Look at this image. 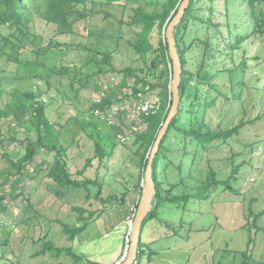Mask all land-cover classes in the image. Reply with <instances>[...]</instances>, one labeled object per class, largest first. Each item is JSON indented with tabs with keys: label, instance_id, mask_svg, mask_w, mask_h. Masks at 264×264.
Instances as JSON below:
<instances>
[{
	"label": "trees",
	"instance_id": "obj_1",
	"mask_svg": "<svg viewBox=\"0 0 264 264\" xmlns=\"http://www.w3.org/2000/svg\"><path fill=\"white\" fill-rule=\"evenodd\" d=\"M183 1L0 0V59L16 65L18 71L27 70L23 76L45 79L51 74L59 77L71 74L69 85L73 92L78 93L89 87L94 78L113 73V75L123 76L121 83L116 86L118 88L127 87L130 77L135 79L131 97H138L140 93L148 95L157 90L160 108L156 114L143 118L146 129L135 135V145L143 151L140 175L132 192L138 197L135 213L139 207L143 191L142 184L145 181L152 150L173 106L171 88L174 69L166 33ZM97 5L121 7L123 14L132 10L131 23L138 25L140 32L135 40L129 42V47L143 67L132 65L123 70H117L113 67L110 52L87 47L80 49V54L86 58L82 67H47L44 61L49 55L60 54L64 49L73 50L74 47L61 44L55 38L45 44L43 36L35 31L37 21L55 26L58 35H71L80 22L92 20L100 13L96 10ZM220 6L223 7L221 12ZM155 32L157 36L154 35ZM174 36L182 64L181 101L178 113L171 121L154 159L156 204L144 222L143 234L146 226L151 222H155L157 229L173 232L170 220L163 217L164 214L168 215L170 209L190 211L191 202L194 201V205L201 206L220 191H223L224 196L230 192L234 198L240 194L235 183L238 182L241 168L246 162L237 164V158L241 155L233 152L229 159V175L221 179L218 170L214 167L216 159H213V151L221 146H231L246 125L254 123L253 121L245 122L246 108L243 94L246 90L256 93L259 88L255 85L259 83V78L252 77L247 80L251 66L245 44L249 42L251 44L255 39H262L264 44V0H191ZM155 38L157 43H154ZM24 51H30L35 56V60L24 59ZM252 59L257 61L260 58ZM3 84L4 79L0 78V98L2 99L5 94ZM96 89L100 90L99 86H96ZM117 95V90H112L102 104L94 102L91 111L93 116L97 110L105 112L116 105H123L125 99L119 100ZM41 97L44 96L40 92L14 89L9 92L10 101L0 104V119L7 123L8 130L13 133V140L16 142L21 137L17 129L26 131L25 139L21 142L22 154L16 153L15 157H11L0 149V156L8 162V166H4V169L0 171V189L9 185L10 196L13 199L23 197L30 207L31 203L25 196L23 182L28 174V168L39 153L45 150L54 154V158L42 172L46 171L47 177L53 183L61 189L71 187L85 189L88 192L91 186H96L99 188L96 198L99 199L103 189L102 182L98 179H79L84 176L93 160L90 159L83 169L75 174L72 173L68 148L61 143L60 126L48 118L46 102L36 101ZM255 97L256 95L253 94V99ZM236 102H240L238 108H236ZM218 109L216 116L211 114ZM239 112H243L239 124L233 125L232 121H228L225 126L219 123L215 126L216 121L223 119L224 116L233 119ZM123 113L125 114L124 111ZM102 123L108 126L107 123ZM89 127L95 131L102 130L94 120L90 122ZM31 129L36 131L35 140L28 135ZM110 129L115 135L114 138L112 137L115 149L116 141H118L117 133L122 131L116 125ZM97 155L101 161L109 157L98 143ZM46 164L42 163L38 172ZM28 178L32 180L34 176L29 175ZM1 208L7 211L8 205H1ZM74 211L78 212V223L83 225L75 227L63 225L62 230L70 241H74L83 234L95 216L91 213L87 217L86 210L82 207L75 206ZM263 215L264 210L258 214L250 211L244 228H247L249 233L254 229L260 230L257 222ZM183 224L180 228H183ZM8 226L10 225L3 227L8 228ZM6 233L9 235L10 232L6 231ZM143 234L139 243L137 264L143 258L146 248ZM8 235L1 243L0 264H4L3 261L7 258ZM173 236H179V233L175 231L172 235L167 234L166 238L171 239ZM155 254L156 252L150 249V260ZM48 255L54 259L67 255L78 263L85 261L87 264H101L77 254L71 247H58L52 241L44 240L41 250L34 256L47 258ZM240 255L243 258V264H248L252 257L250 250L243 251ZM258 264H264V262Z\"/></svg>",
	"mask_w": 264,
	"mask_h": 264
},
{
	"label": "rangeland",
	"instance_id": "obj_2",
	"mask_svg": "<svg viewBox=\"0 0 264 264\" xmlns=\"http://www.w3.org/2000/svg\"><path fill=\"white\" fill-rule=\"evenodd\" d=\"M222 9L220 6V12ZM96 10L100 13L92 20L80 22L71 35H58L55 26L37 21L35 31L43 36L45 44L55 38L61 44L74 47L73 50L64 49L60 54L49 55L44 61L47 67H82L86 58L80 54V49L83 50L84 47L110 52L113 67L117 70L132 65L143 67L129 47V42L135 40L140 32V27L131 23L132 10L123 14L121 7L100 5L96 6ZM240 19L242 20V17ZM154 35L157 36V33ZM154 43H157V38L154 39ZM245 47L251 66L247 80L252 77L259 78V83L255 85L259 88L258 91L253 93L246 90L243 94L245 122L254 123L247 124L231 146H221L213 151V159H216L214 167L221 179L229 175V159L233 152L241 155L237 158V164L246 162L241 168L238 182L235 183L241 195L238 194V197L234 198L232 193L227 192L224 196L223 191H220L201 206L194 205V201L191 202L190 211L176 209L167 211L168 215L164 214L163 217L170 220L173 232L157 229L155 222L148 224L143 234L146 248L139 264H243L240 253L247 250H250L252 256L248 264L264 262V215L257 222L260 230L254 229L249 233L248 229L244 228L250 211L258 214L264 210V44L262 39H255L253 43L245 44ZM254 57L260 59L255 61L252 59ZM23 58L35 60L30 51H24ZM17 71L16 65L0 59V78L4 79L5 90L3 99L0 98V104L10 101L9 92L14 89L42 93L47 100L48 118L60 126L61 143L68 148L72 173L75 174L83 169L90 159L93 160L84 176L79 179H98L102 182L103 189L99 199L96 198L99 193L96 186H91L89 192L71 187L61 189L47 177L46 171L42 172L45 167L38 172L40 168L39 166L37 168L38 164L44 160L52 161L54 158V154L42 150L28 168V174L23 182L25 196L31 203L30 207L23 197L13 199L10 196L9 185L0 189V256L1 243L8 235L6 231L10 232L9 245L6 247L7 258L3 263L87 264L85 261L78 263L67 255L60 259L51 258L50 255L47 258L35 257L34 255L41 250L44 240L52 241L58 247H71L77 254L84 255L87 259L89 255H94L103 256L101 260L104 264L115 262L122 251L121 255L124 257L127 249L129 219L135 213L132 192L140 175L143 151L135 145L134 136L125 144L116 141L117 146L114 149V133L109 126L98 121V118L95 120L96 116L94 115V118L91 111L99 97L108 96L112 90H117V98L125 101L123 105H116L119 116L114 118L115 124L124 132L132 131L135 125L132 126L134 113L131 108L135 98L131 97L130 93L135 79L130 77L127 87L118 88L116 86L121 83L123 76L109 73L94 78L89 87L77 93L73 92L69 85L71 74L63 77L51 74L45 79H34L28 75L23 76L27 73L25 69L19 70L18 73ZM96 86H99L100 90H97ZM152 94H157V90ZM253 94L256 95L254 99ZM236 104L238 108L240 102ZM218 111L219 109L212 111L211 114L216 116ZM242 117L243 112L237 113L233 119L224 116L223 119L216 121L215 126L217 123L225 126L228 121L237 125ZM93 120L97 122L101 131L89 127ZM16 131L21 133V137L15 142L7 123L0 119V149L11 157H15L16 153L22 154L21 142L26 135L24 129ZM28 135L33 140L37 136L33 129ZM106 137L108 138L103 140ZM97 143L109 156L103 161L97 155ZM4 166H8V162L0 156V171ZM29 175L34 176V179L30 180ZM1 205H8L7 211L2 210ZM75 206L84 208L87 217L91 213L95 216L87 230L74 241H70L62 230L63 225L71 227L83 225L77 221L78 212L74 211ZM182 223L184 226L180 228ZM4 225L10 226L5 228ZM175 231L179 236L166 238L167 234L172 235ZM150 249L156 252L151 260Z\"/></svg>",
	"mask_w": 264,
	"mask_h": 264
},
{
	"label": "water",
	"instance_id": "obj_3",
	"mask_svg": "<svg viewBox=\"0 0 264 264\" xmlns=\"http://www.w3.org/2000/svg\"><path fill=\"white\" fill-rule=\"evenodd\" d=\"M191 0H184L181 4L178 13L170 23L166 36L169 42V52L170 57L173 61V69H174V78L172 83V93H173V106L171 112L168 116V119L162 128L159 137L156 141L155 147L152 150L150 161L148 168L145 173V181L143 185V191L139 203L138 210L136 212L135 220H134V232L130 236V246L128 248V253L123 262L118 264H135L138 258L139 252V243L141 241V237L143 234V226L144 222L149 216V214L153 211V208L156 204V185L153 178V163L154 159L160 149V144L169 128L171 121L177 115L179 106H180V86L182 82V64L179 57V53L176 47L175 40V30L177 26L181 23L182 19L185 16L186 10L190 4Z\"/></svg>",
	"mask_w": 264,
	"mask_h": 264
},
{
	"label": "built area",
	"instance_id": "obj_4",
	"mask_svg": "<svg viewBox=\"0 0 264 264\" xmlns=\"http://www.w3.org/2000/svg\"><path fill=\"white\" fill-rule=\"evenodd\" d=\"M107 98V96H101L96 100L97 104H102L104 100ZM36 101H44L47 102V100L44 97L38 98ZM136 101V103H135ZM135 101L133 103V106L131 109H133L134 113V122L132 126L135 125V128L130 132H124L118 133V141L121 143H128L129 140H131V137L137 134L141 133L146 129V124L143 121V118L149 115H154L158 112L160 108V100L158 96L152 93H149L148 95H145L143 93H140L138 97H135ZM96 117L104 123H107L109 127H112L115 124L114 118H117L119 116V112L116 109V107H112L108 111L101 112L100 110H97L95 113ZM0 144H1V137H0ZM144 184V182H143ZM136 213L129 219V233L127 237V249L124 254L123 260L126 258L128 253V248L130 244V236L134 232V220H135ZM137 263V262H136ZM135 263V264H136Z\"/></svg>",
	"mask_w": 264,
	"mask_h": 264
},
{
	"label": "crops",
	"instance_id": "obj_5",
	"mask_svg": "<svg viewBox=\"0 0 264 264\" xmlns=\"http://www.w3.org/2000/svg\"><path fill=\"white\" fill-rule=\"evenodd\" d=\"M110 128V127H109ZM69 161H70V159H69ZM50 161H48V160H44V161H42L41 163H40V165L38 164L37 165V168H38V166L39 167H41L42 166V163H47L45 166H43V167H45V168H47V166H48V163H49ZM132 202H133V208H134V212H135V209H136V205H137V203H138V197H136L135 195H134V193H133V197H132ZM132 208V209H133ZM124 250V249H123ZM122 253H123V251H122ZM121 253V254H122ZM119 255L117 258H116V261L114 262L113 261V263H108V264H118V263H120V262H123V256L122 255ZM89 257V259H91V260H94V261H97V262H99V263H101V264H104V263H102V260H101V258L103 257V256H94V255H89L88 256Z\"/></svg>",
	"mask_w": 264,
	"mask_h": 264
}]
</instances>
